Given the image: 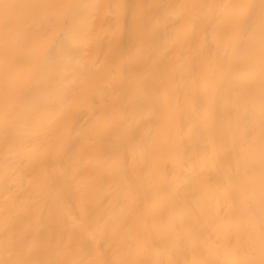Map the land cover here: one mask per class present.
<instances>
[{
	"label": "bare ground",
	"instance_id": "6f19581e",
	"mask_svg": "<svg viewBox=\"0 0 264 264\" xmlns=\"http://www.w3.org/2000/svg\"><path fill=\"white\" fill-rule=\"evenodd\" d=\"M54 2L0 0L16 5L15 53L0 51V261L259 264L258 27L242 53L236 27L186 7L229 0H87L96 19L50 66L38 28Z\"/></svg>",
	"mask_w": 264,
	"mask_h": 264
},
{
	"label": "snow or ice",
	"instance_id": "6c2138e0",
	"mask_svg": "<svg viewBox=\"0 0 264 264\" xmlns=\"http://www.w3.org/2000/svg\"><path fill=\"white\" fill-rule=\"evenodd\" d=\"M118 8L128 9L127 5L116 4ZM16 7V5L0 3V9H3L2 17L3 29L2 40H0V51L5 57H10L15 53V43L11 38V18L8 15V10ZM43 7L54 9L53 14L48 16L46 22H41L38 32L42 42L52 43V48L49 49L48 64L55 65L57 62V48L71 47L80 42L82 37V22L85 16L91 20L96 19L97 11L102 7L99 3L87 2H66V0H56L54 3L43 5ZM113 7V5H109ZM148 7L143 3L132 6L129 9L134 18H141L143 10ZM191 9H211L214 14V23L218 29L226 26L236 27L242 34L241 50L246 52L248 47V37L254 34L257 27L261 39L262 62H264V0H229L228 3L222 4H191L186 5ZM160 22L164 21L161 16ZM37 105L39 100L36 101ZM261 113L264 117V73H262V96H261ZM262 142H264V120H262ZM262 166H264V155H262ZM261 233H260V248L261 259L259 264H264V175H262V205H261ZM31 250H29L30 252ZM235 255V254H234ZM0 264H58L56 261H40L32 259L18 258L14 260L0 261ZM79 264V262H75ZM106 264H153L151 261H108ZM163 264V262H161ZM209 264V262H204ZM227 264H256L255 261H245L233 258Z\"/></svg>",
	"mask_w": 264,
	"mask_h": 264
}]
</instances>
